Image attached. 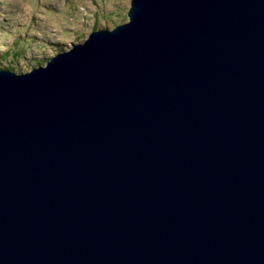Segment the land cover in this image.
<instances>
[{
  "label": "water",
  "instance_id": "1",
  "mask_svg": "<svg viewBox=\"0 0 264 264\" xmlns=\"http://www.w3.org/2000/svg\"><path fill=\"white\" fill-rule=\"evenodd\" d=\"M0 68V264H264V0H131Z\"/></svg>",
  "mask_w": 264,
  "mask_h": 264
},
{
  "label": "rangeland",
  "instance_id": "2",
  "mask_svg": "<svg viewBox=\"0 0 264 264\" xmlns=\"http://www.w3.org/2000/svg\"><path fill=\"white\" fill-rule=\"evenodd\" d=\"M131 0H0V68L17 73L100 28L128 20Z\"/></svg>",
  "mask_w": 264,
  "mask_h": 264
}]
</instances>
